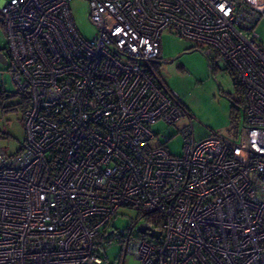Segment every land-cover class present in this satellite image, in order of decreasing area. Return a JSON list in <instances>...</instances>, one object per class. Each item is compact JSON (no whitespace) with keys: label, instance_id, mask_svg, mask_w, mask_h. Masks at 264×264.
I'll return each mask as SVG.
<instances>
[{"label":"built area","instance_id":"built-area-1","mask_svg":"<svg viewBox=\"0 0 264 264\" xmlns=\"http://www.w3.org/2000/svg\"><path fill=\"white\" fill-rule=\"evenodd\" d=\"M69 1L0 4L8 73L29 100L20 151L0 149V264H104L95 238L116 235L120 207L138 212L121 264H264V0H87L89 39ZM164 30L238 83L237 142L197 140L188 123L182 154L164 145L189 117L152 65ZM157 121L163 144H150Z\"/></svg>","mask_w":264,"mask_h":264},{"label":"rangeland","instance_id":"rangeland-1","mask_svg":"<svg viewBox=\"0 0 264 264\" xmlns=\"http://www.w3.org/2000/svg\"><path fill=\"white\" fill-rule=\"evenodd\" d=\"M3 0H0V3ZM69 6L75 26L82 37L91 38L96 31L88 18L87 0H70ZM264 42V17L257 26ZM6 38L0 16V49L4 52ZM153 68L165 84L173 89L188 109L189 117H182L174 125L168 126L171 137L164 143L172 155L183 153L182 126L191 123L195 139L209 135H218L237 142L242 128V96L239 85L229 71L221 65L220 69L211 70L204 54L195 48L192 42L184 40L169 30L160 35L159 55ZM0 88L8 98L0 102V149L7 154L15 153L24 142L25 132L22 112L8 107L19 102L16 85L8 73L7 64L0 62ZM156 134L150 144H163L167 125L157 121L150 125ZM138 218V212L129 207H120L111 224L117 228L111 238H95L99 242L98 254L104 258V264H121L117 260L122 248L120 233L128 234V226ZM143 220L138 219L136 227ZM119 232V233H118ZM122 264H140L139 260L127 254Z\"/></svg>","mask_w":264,"mask_h":264},{"label":"trees","instance_id":"trees-1","mask_svg":"<svg viewBox=\"0 0 264 264\" xmlns=\"http://www.w3.org/2000/svg\"><path fill=\"white\" fill-rule=\"evenodd\" d=\"M3 25V24H2ZM0 51H2L0 49ZM157 59V58H156ZM155 59V60H156ZM155 60H153V62H156ZM153 65V64H152ZM240 90V88H239ZM17 95L19 96V102H17L16 104H13L11 106H9L8 108L9 109H19L21 112L24 111V109L28 106L29 104V100H28V95L26 93H19L17 91ZM8 98V95L6 94L5 90L1 89L0 88V102H3L4 99ZM20 147L19 149L15 152V153H18L20 151ZM14 154V153H13ZM149 217V216H148ZM147 222L149 224H154V225H157L156 221L155 220H151L149 218H146ZM158 222V221H157Z\"/></svg>","mask_w":264,"mask_h":264},{"label":"water","instance_id":"water-1","mask_svg":"<svg viewBox=\"0 0 264 264\" xmlns=\"http://www.w3.org/2000/svg\"><path fill=\"white\" fill-rule=\"evenodd\" d=\"M0 62L3 63V64H7V59H6V56L4 54V52L0 51ZM140 231L143 233L147 230V226L146 225H140ZM151 235H154L156 237L159 236V231L157 230H152L150 231Z\"/></svg>","mask_w":264,"mask_h":264},{"label":"crops","instance_id":"crops-1","mask_svg":"<svg viewBox=\"0 0 264 264\" xmlns=\"http://www.w3.org/2000/svg\"><path fill=\"white\" fill-rule=\"evenodd\" d=\"M1 3H2V1H1ZM1 3H0V4H1Z\"/></svg>","mask_w":264,"mask_h":264}]
</instances>
